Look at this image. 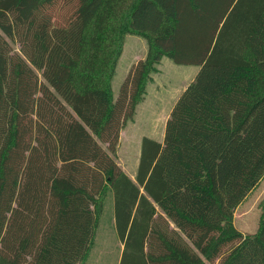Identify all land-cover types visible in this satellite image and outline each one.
<instances>
[{"label":"trees","instance_id":"trees-1","mask_svg":"<svg viewBox=\"0 0 264 264\" xmlns=\"http://www.w3.org/2000/svg\"><path fill=\"white\" fill-rule=\"evenodd\" d=\"M163 55L199 68L132 178L114 154ZM263 174L264 0H0V264H83L109 191L118 264H264V198L234 224Z\"/></svg>","mask_w":264,"mask_h":264},{"label":"rangeland","instance_id":"rangeland-1","mask_svg":"<svg viewBox=\"0 0 264 264\" xmlns=\"http://www.w3.org/2000/svg\"><path fill=\"white\" fill-rule=\"evenodd\" d=\"M11 46L13 50L19 49L16 41H11ZM146 52L147 42L143 37L125 34L123 51L111 80L115 96L130 67L143 58ZM198 68L196 64L175 63L166 55L156 63L133 118L120 132V141L114 154L118 164L132 178H135L142 136L148 135L162 141L169 112ZM263 198L264 174L235 208L234 224L237 228H241L243 232L256 231L261 212L260 202ZM113 216V196L109 191L92 247L83 264H118L122 244L114 226Z\"/></svg>","mask_w":264,"mask_h":264},{"label":"crops","instance_id":"crops-1","mask_svg":"<svg viewBox=\"0 0 264 264\" xmlns=\"http://www.w3.org/2000/svg\"><path fill=\"white\" fill-rule=\"evenodd\" d=\"M239 229V228H238ZM241 229V228H240ZM241 231H242V229H241ZM255 231V230H254ZM254 231H248V232H254Z\"/></svg>","mask_w":264,"mask_h":264}]
</instances>
